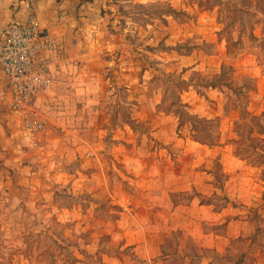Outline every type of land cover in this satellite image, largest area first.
<instances>
[{
	"label": "crops",
	"instance_id": "crops-1",
	"mask_svg": "<svg viewBox=\"0 0 264 264\" xmlns=\"http://www.w3.org/2000/svg\"><path fill=\"white\" fill-rule=\"evenodd\" d=\"M164 1L170 3V11L159 26L154 22L155 29L146 25L145 40L136 23L124 24L115 0H0V50L7 28L31 17L56 46L46 53L50 86L38 92L30 111L44 123L40 131L28 128L29 112L13 107L7 78L0 70V193L49 207L61 189L71 196L89 197L91 205L85 211L80 206L59 211L69 216V222L79 218L80 228L79 224L94 220L96 207L109 213H113L109 206L119 207L116 224L108 222L101 229L108 238L106 247H117L116 254H102L103 264H233L232 253L239 243L250 250L260 231L256 223L264 218L263 206L258 215L252 209L258 206L256 186L263 180L254 178V173L264 166L254 169L236 153L232 135L239 116L235 107L229 111L226 106L235 92L249 97L248 110L258 116L263 111V88L152 86L162 73L176 74L188 85L187 73L215 72L228 65L223 51L202 56L194 50L174 56L177 50L170 47L185 37L196 34L210 44L224 41L216 20L187 17V12L200 8L189 0L134 4L146 7ZM128 25L133 26L132 40ZM139 41L151 47L164 43L167 50L144 52L156 63L144 65L134 60L142 55L131 51ZM114 64L119 70L118 89L130 94L127 104L122 102L132 108L127 121L105 111ZM232 64L243 74L255 73L240 61ZM174 91L182 105L174 106ZM181 106L207 122L210 132L201 136L191 122L178 130L176 112ZM112 119L133 126L113 129ZM203 136L207 140L198 141Z\"/></svg>",
	"mask_w": 264,
	"mask_h": 264
},
{
	"label": "rangeland",
	"instance_id": "rangeland-1",
	"mask_svg": "<svg viewBox=\"0 0 264 264\" xmlns=\"http://www.w3.org/2000/svg\"><path fill=\"white\" fill-rule=\"evenodd\" d=\"M115 1L121 6L124 24L126 22L136 23L142 28L140 33L143 36L147 34L144 30L148 32L146 25L151 23L153 26L151 30L155 29L154 22H157L156 26H159L163 22V15L170 11L168 1L157 2L146 7L134 4L136 0ZM189 2L191 5H198L200 11H189L188 16H179V21L185 19L186 16L194 21L200 19L201 22L214 19L217 24L221 25L220 37L224 42L205 43L196 38L195 34L192 37H185L181 44L177 42L176 46L173 44L170 47L177 50L173 51L174 56L191 54L194 50L200 52L202 56L217 55L223 51L226 54L228 65H222L221 68L215 69V72L187 73L190 81L188 85L185 82L182 83L176 74L170 76L164 73L156 76L151 84L162 86L164 89L166 86H204V88L242 86L246 88V91L254 86L255 88L261 86L263 88L261 100L263 111L260 115L256 116L248 110L249 97L245 99L238 97L234 90L233 98L226 106V110L229 111L235 107L239 116L234 126V135H232L236 140L235 146L238 150L236 153L243 156L244 161L254 169H260L264 166V8H261L256 0H189ZM175 26L173 24L172 29H177ZM132 27V25L126 27L131 40ZM147 36L142 38L146 40ZM132 50L142 55L140 59L134 60L150 66L156 64L155 59H150L151 57L146 53H157L167 50V47L164 43L158 47H151L139 41L136 48ZM233 61H240L244 66L253 67L255 73L246 71L243 74L234 70ZM115 62L118 61L115 60ZM203 63L206 66L207 61ZM205 68L209 69V67ZM118 71L116 64L110 67V88L106 92L105 111L112 118L120 115L121 119L127 121L131 117L132 108L122 105V102L126 105L130 94L118 89ZM179 87L177 90L180 89ZM173 93L174 106L182 105L177 102L175 91ZM125 123L112 119L109 125L113 129L123 127V125L132 128V123ZM198 129L200 131V128ZM143 130L140 129V131ZM205 131L210 132L208 127ZM136 143H141V140H136ZM259 177L263 180L259 183L263 182V185L256 186L259 201L258 206L252 209L254 215H258L261 206L264 209V169L255 171L254 178L260 179ZM60 192L58 196L55 195L57 201L52 204L54 207L45 204L41 206L34 202L32 204L21 203L19 196L11 195L9 198L0 193V264H103L102 254L105 251L112 254L117 253V247H106L108 238L102 235L101 229L108 222L116 224L118 214L121 212L120 208L109 206V209L113 210V213H109V210L105 211L103 206H99L98 209L96 207L94 220L89 219L79 224L88 228L83 232L82 227H77L79 218H72L76 221L69 222V216L59 211L73 206H80V210L85 211L91 205L89 197L71 196L66 193L65 189H61ZM256 224L260 227V231L254 240L253 247L246 251L245 245L239 243L232 253L233 264H264V218L258 219ZM107 230L111 232L114 228L110 227Z\"/></svg>",
	"mask_w": 264,
	"mask_h": 264
},
{
	"label": "built area",
	"instance_id": "built-area-1",
	"mask_svg": "<svg viewBox=\"0 0 264 264\" xmlns=\"http://www.w3.org/2000/svg\"><path fill=\"white\" fill-rule=\"evenodd\" d=\"M56 48L46 40L36 19L31 17L25 24H12L6 32L0 50V70L7 78V88L13 107L29 112L32 119L28 128L42 130L44 123L38 119V113H31L38 92L46 90L49 82V60L46 53ZM1 96L4 98L5 93Z\"/></svg>",
	"mask_w": 264,
	"mask_h": 264
},
{
	"label": "trees",
	"instance_id": "trees-1",
	"mask_svg": "<svg viewBox=\"0 0 264 264\" xmlns=\"http://www.w3.org/2000/svg\"><path fill=\"white\" fill-rule=\"evenodd\" d=\"M258 2V4H260L261 8H264V0H256ZM172 13V12H171ZM186 106H181L178 107L176 114L179 117V125H178V130L179 128H181V126L185 123V122H191L192 126L196 129L199 130L197 128H200V135L202 136L204 133H206V127L208 126V123L203 121V120H199L196 117L190 116L188 114V112L185 110ZM198 141L204 142L205 140H207V138L200 137L198 138Z\"/></svg>",
	"mask_w": 264,
	"mask_h": 264
}]
</instances>
